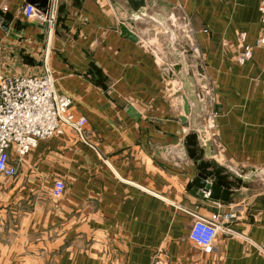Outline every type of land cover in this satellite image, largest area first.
I'll use <instances>...</instances> for the list:
<instances>
[{
  "label": "crops",
  "instance_id": "obj_1",
  "mask_svg": "<svg viewBox=\"0 0 264 264\" xmlns=\"http://www.w3.org/2000/svg\"><path fill=\"white\" fill-rule=\"evenodd\" d=\"M187 30L180 43L200 59L217 101L214 146L242 175L264 171V49L238 63L261 33V0H146ZM26 0H0V76L41 75L48 66L59 93L73 101L82 133L40 142L0 176V264H264V172L238 177L205 156L166 92L157 56L122 37L128 0H52L55 25L43 71L36 61L45 27L21 13ZM180 19V21H176ZM138 21L135 34L156 36ZM152 34V35H151ZM183 146L186 160L157 153ZM226 177L222 176L221 173ZM229 192L213 199L195 181ZM233 180L231 189L227 179ZM65 192L52 196L56 181ZM197 219L217 221L215 251L189 239Z\"/></svg>",
  "mask_w": 264,
  "mask_h": 264
},
{
  "label": "built area",
  "instance_id": "obj_2",
  "mask_svg": "<svg viewBox=\"0 0 264 264\" xmlns=\"http://www.w3.org/2000/svg\"><path fill=\"white\" fill-rule=\"evenodd\" d=\"M259 10L261 33L254 46L243 47L238 56V63L242 66L251 60L254 49H264V0H261ZM53 12L43 14L29 4H25L21 9V13L30 23L45 27L51 35L55 25ZM205 95L208 109L202 123L213 135L217 128V98L209 84ZM72 106V99L57 91L56 81L48 66L43 74L37 76L1 75L0 176L7 179L15 177L18 164H14L12 158L17 163H22L40 142L64 136L68 127L82 133L87 120L76 117ZM65 189L62 180L56 181L52 191L53 198L60 199ZM217 233V221L197 219L191 228L189 239L205 253L210 254L215 251ZM151 264L167 263L161 259L160 253H156Z\"/></svg>",
  "mask_w": 264,
  "mask_h": 264
},
{
  "label": "water",
  "instance_id": "obj_3",
  "mask_svg": "<svg viewBox=\"0 0 264 264\" xmlns=\"http://www.w3.org/2000/svg\"><path fill=\"white\" fill-rule=\"evenodd\" d=\"M26 3L35 7L43 14H48L51 11L52 0H26ZM128 3V15L130 17L124 22H121L118 26L122 37L138 44L141 48L150 52L151 50L134 32L138 21L144 22L146 32L153 29L161 36L174 35L173 28L167 19L170 14L168 11L161 10L157 13L149 14L148 10L150 6L147 4L146 0H128ZM0 24L2 29L5 31L8 30L9 24L1 15ZM183 34V39L191 42L190 34L187 31H184ZM171 46L173 48V45ZM184 54L185 52L177 51L174 55L173 64L165 68H162L160 61L156 60V64L162 69L166 92L169 98H179L181 100L182 110L179 115L180 120L182 123L188 125L189 119L192 117L193 130L191 134L196 135L197 139L202 143V148L207 158L214 160L218 165L226 168L238 177L254 179L258 174L264 171L253 170L250 175H242L226 162L224 155L220 151H216L213 135L202 123L208 109L205 95V91L208 89L206 72L200 59H196L195 64L189 66ZM157 156L169 164L186 160L183 146H179L176 149L166 148L164 151H159ZM208 181L209 179L206 175L199 174L195 184L204 192L210 193L213 199L226 200L228 198V191H222L217 185L209 183Z\"/></svg>",
  "mask_w": 264,
  "mask_h": 264
},
{
  "label": "rangeland",
  "instance_id": "obj_4",
  "mask_svg": "<svg viewBox=\"0 0 264 264\" xmlns=\"http://www.w3.org/2000/svg\"><path fill=\"white\" fill-rule=\"evenodd\" d=\"M169 16L168 15L167 19L169 21ZM176 21H180V19H176ZM170 22V21H169ZM171 27L173 28V33L174 35H167V36H161L159 35L155 30L151 29L149 32L153 34H157L156 36L152 35L151 37L154 38V41H151L149 38H142V41L146 44V46L151 50L150 52L155 53L157 56V60L160 61V65L162 68H165L166 66H170L173 64L174 61V55L177 51L180 52H185V57H186V62L190 66L191 64H195V62H189L187 60V57L190 55V52L181 45L179 42L181 39V35L183 38V32L187 30H179L177 28L178 25L173 26V24L170 22ZM146 29V26L144 27ZM148 32V33H149ZM188 32V31H187ZM189 33V32H188ZM44 38L41 40V51L37 54L36 56V61L39 63L37 66V70H39V73L43 71L44 67V59L46 58V54L48 53L47 48H48V42L50 41V32L48 30L44 31ZM173 45V48L172 46ZM177 50V51H176ZM196 61V59H195ZM222 176L226 177L223 175L222 172H220ZM227 178V177H226ZM233 180H230V178L227 179V186H229L231 189L235 188L234 183L230 184V182ZM234 182V181H233Z\"/></svg>",
  "mask_w": 264,
  "mask_h": 264
}]
</instances>
